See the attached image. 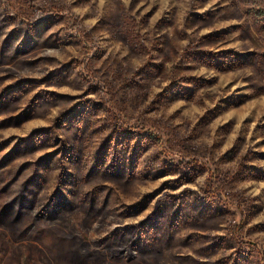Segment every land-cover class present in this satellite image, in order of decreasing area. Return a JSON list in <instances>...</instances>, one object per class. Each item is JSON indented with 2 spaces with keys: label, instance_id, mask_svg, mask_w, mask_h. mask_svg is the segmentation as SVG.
I'll use <instances>...</instances> for the list:
<instances>
[{
  "label": "rangeland",
  "instance_id": "rangeland-1",
  "mask_svg": "<svg viewBox=\"0 0 264 264\" xmlns=\"http://www.w3.org/2000/svg\"><path fill=\"white\" fill-rule=\"evenodd\" d=\"M0 264H264V0H0Z\"/></svg>",
  "mask_w": 264,
  "mask_h": 264
},
{
  "label": "trees",
  "instance_id": "trees-1",
  "mask_svg": "<svg viewBox=\"0 0 264 264\" xmlns=\"http://www.w3.org/2000/svg\"><path fill=\"white\" fill-rule=\"evenodd\" d=\"M25 190H26V189H23L21 192H22V193H25Z\"/></svg>",
  "mask_w": 264,
  "mask_h": 264
},
{
  "label": "snow or ice",
  "instance_id": "snow-or-ice-1",
  "mask_svg": "<svg viewBox=\"0 0 264 264\" xmlns=\"http://www.w3.org/2000/svg\"><path fill=\"white\" fill-rule=\"evenodd\" d=\"M101 2H103V0H101Z\"/></svg>",
  "mask_w": 264,
  "mask_h": 264
}]
</instances>
